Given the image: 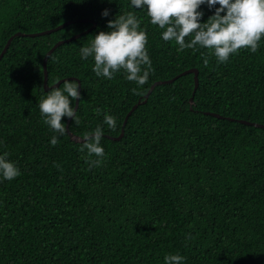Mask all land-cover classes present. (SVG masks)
<instances>
[{"label":"trees","instance_id":"obj_1","mask_svg":"<svg viewBox=\"0 0 264 264\" xmlns=\"http://www.w3.org/2000/svg\"><path fill=\"white\" fill-rule=\"evenodd\" d=\"M201 8L202 20L214 11ZM126 11L147 33L142 86L122 69L97 77L79 52ZM161 31L130 0H0V151L20 168L0 181V264H163L172 252L181 264H264V36L217 62ZM64 79L81 84L79 122L62 116L52 145L38 102ZM97 124L105 155L89 166L82 137Z\"/></svg>","mask_w":264,"mask_h":264},{"label":"clouds","instance_id":"obj_2","mask_svg":"<svg viewBox=\"0 0 264 264\" xmlns=\"http://www.w3.org/2000/svg\"><path fill=\"white\" fill-rule=\"evenodd\" d=\"M130 5L146 10L150 23L162 29L161 38L174 41L177 51L197 46L208 48L217 62L228 60L240 48L255 52L264 36V0H130ZM201 5L214 9L206 20L201 19L204 15ZM101 14L108 16L109 10L105 8ZM107 24L108 30L98 31L87 45L80 47L81 59H93L92 70L97 77L111 79L122 69L125 79L144 85L151 72V59L146 47L147 33L141 27L140 18L133 11H126L107 20ZM203 63H208L207 56ZM79 95L77 81L64 79L39 100L40 115L53 131L50 144H57L58 137L67 133L62 116L79 122L71 103ZM96 111L101 112L99 108ZM102 123L109 129L117 126L115 115L107 111L103 113ZM104 131L97 124L83 133L81 150H86L89 166L99 164L105 155L100 143ZM93 155L95 159H91ZM19 174L16 161L9 158L7 151H0V181L11 180ZM184 259L179 252L165 253L163 264H181Z\"/></svg>","mask_w":264,"mask_h":264},{"label":"water","instance_id":"obj_3","mask_svg":"<svg viewBox=\"0 0 264 264\" xmlns=\"http://www.w3.org/2000/svg\"><path fill=\"white\" fill-rule=\"evenodd\" d=\"M67 23H64L63 25H61L60 27H58V28H56V29H51V30H48V31H44V32H42V33H48V32H50V31H53V30H57V29H59V28H61V27H63V26H65ZM76 37H78V35L76 36ZM75 38V37H74ZM64 41H60L59 43H57L49 52H48V54H47V56H46V58H45V61H44V69H45V83H44V85H45V88L46 89H48L49 88V85H48V71H47V59H48V57H49V55L51 54V52L58 46V45H60V44H62ZM9 44H10V41H8V43H7V45H6V47H5V49H4V51H3V53L0 55V58H1V56L4 54V52L7 50V48H8V46H9ZM193 71H195V73H196V87L198 86V77H197V70H195V69H190L189 71H187V72H193ZM63 80H60V81H58L56 84H54L53 86H59L60 84H61V82H62ZM153 87H154V85H153ZM153 87L151 88V90L149 91V93L152 91V89H153ZM79 93H80V91H81V84H80V82H79ZM149 93L147 94V96L149 95ZM79 99H80V95L77 97V101H76V106H75V109L77 110V108H78V106H79ZM127 120V119H126ZM70 121H71V117H70V119H69V122H68V128H69V123H70ZM125 123H126V121H125ZM76 139H77V137H75Z\"/></svg>","mask_w":264,"mask_h":264}]
</instances>
